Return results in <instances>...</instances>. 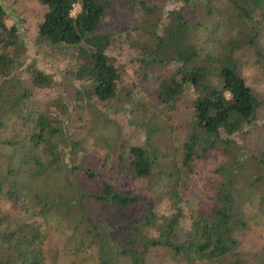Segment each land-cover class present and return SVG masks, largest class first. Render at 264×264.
Wrapping results in <instances>:
<instances>
[{
	"label": "trees",
	"instance_id": "16d2710c",
	"mask_svg": "<svg viewBox=\"0 0 264 264\" xmlns=\"http://www.w3.org/2000/svg\"><path fill=\"white\" fill-rule=\"evenodd\" d=\"M118 1L37 0L44 13L37 27L36 42L73 52V79L77 82L74 100L77 102L108 103L117 96L118 67L115 59L107 54L112 41L109 34L101 31V25ZM153 2L126 0L129 9L144 18H154L152 24H146L151 28L149 42L138 50L134 63L143 78V72L152 69L153 65L173 64L176 67L169 77L157 83L154 90L156 103L162 107L160 114L166 118L176 114L177 105L185 94L192 97L180 164L174 167V172L165 174L168 182L163 186V194L171 213L167 217H158L152 210V203L129 212L135 202L133 185L129 181L155 176L152 168L160 157L147 138V146H129L122 150L118 162L123 176L115 186L102 181L99 187L84 191L80 188L82 185L65 179L62 190H69L66 197L55 191L52 193L53 187L49 186L48 193L30 197L29 216L43 222L53 217L64 223L71 233L78 235L80 245L88 241L97 249L99 264H106L111 254L121 256L128 264H145L146 256L152 250H163L173 258L179 257L185 264H241L237 259L240 238L248 231L252 218L264 219V152H246L231 138L252 126L258 106L252 90L239 73L236 53L241 49H252L256 56L260 55L264 0L221 1L222 9L225 4L231 8L233 18L226 20L231 24L232 32L234 21L236 31L215 51L196 45L193 32L197 24L187 19L183 6L169 11L166 22L159 26V15L154 14L156 6L150 5ZM186 2L190 4V0ZM73 4H78L79 10L71 18L69 11ZM191 4L197 6L194 2ZM5 19L0 4V131L12 119L14 124L27 125L30 129L28 139L21 138L24 144L27 143V160H12L14 163H8L11 170H5V173L17 175L25 169L27 178H49L64 167L62 146L58 145L61 139L64 143L69 140L61 131L68 116L60 119L57 112L48 110H29L23 116L16 115L20 104L30 98L34 90L53 91L57 84L50 75L25 64L24 46L17 30L13 25L8 26ZM22 73L25 79L21 78ZM149 133L153 134L152 131ZM16 143V139H2L0 147H9L15 154ZM68 143L71 148L81 150L79 141ZM211 150L218 151L225 161L211 170L208 186L198 194L202 202L199 214L191 218L189 230L181 235V197L174 189V181L178 175L185 179L194 175L193 163L204 160ZM5 163L0 164L4 169L8 165ZM73 169L80 170L77 166ZM82 171V184L94 183L95 175L87 169ZM163 174L158 171L156 176ZM3 177L0 179V197L15 206L21 198L15 189L18 182L9 184ZM105 207L124 209L129 213H115V216L103 219L99 211ZM8 213L4 210L0 213V245L7 252V258L1 264H45L44 232L38 225L21 222V218L18 222L9 221ZM228 258L232 261L226 263Z\"/></svg>",
	"mask_w": 264,
	"mask_h": 264
},
{
	"label": "rangeland",
	"instance_id": "374dc122",
	"mask_svg": "<svg viewBox=\"0 0 264 264\" xmlns=\"http://www.w3.org/2000/svg\"><path fill=\"white\" fill-rule=\"evenodd\" d=\"M221 1L190 0V4H187L186 0H154L150 5L156 6L154 14L159 15V26L164 25L169 11L183 6L187 11V19L197 24L196 31L193 32L196 45L204 50L215 51L218 45L236 31L234 21L232 32L231 24L226 20L233 18L232 10L227 4L222 9ZM192 2L197 6H192ZM0 4L5 12L6 24L16 28L24 46L25 64H31L50 75L57 84L53 91L34 90L32 96L20 104L16 115L23 116V113L29 110L41 112L48 110L57 112L60 119L68 116L67 123L61 125L63 137L69 138L68 142L79 141L81 148V150L71 148L68 142L64 143L61 139L58 146H62L60 149L63 150L61 159L64 167L62 171L51 174L49 178H27L24 175L25 169L17 175L5 173V170H11L8 163H14L12 160L20 158L27 160V143L24 144L23 139L24 141L25 138L28 139L27 133H30L27 125L22 127L19 123L14 124L13 119L9 120L6 127L0 131V140L16 139L17 148L15 154H12L9 147H0V164L5 162L8 164L5 169L0 166V179L3 175L4 181L9 184L16 180L18 183L15 189L19 191L21 198L14 206L12 202H4L0 197V213L3 210L9 212V217H6L11 222L13 219L18 222L21 218V222L38 225L44 232L45 264H99L97 249L90 246L88 241L80 245L78 235L71 233L64 223H59L53 217L47 222L31 218L30 197L41 193L44 195L43 192L48 193L49 186L53 187L52 193L55 191L66 197L65 193L66 191L69 193V190H62L65 185L62 181L68 178L74 184L82 185L80 188L84 191L99 187L102 181L115 186L123 176L122 166L118 162L122 150L129 146H147L149 144L145 142L148 138L150 145L159 152L160 157L152 168L155 176L133 182L128 180L133 185L131 190L135 198L129 212L152 203V210L158 217H167L171 210L166 195L163 194V186L168 182L165 174L174 172V167L180 164V152L190 123L189 102L192 97L185 94L177 105L176 114L172 113L169 118L160 114L162 107L156 103L154 90L157 83L169 77L176 67L173 64L153 65L152 69L143 72L145 74L143 78L134 62L138 50L149 42L151 28H147L146 24H152L154 18H144L129 9L126 0L115 3L101 25V31L111 37L112 42L107 54L116 61L120 81L116 98L108 103L99 104L74 100L77 82L73 79L74 55L71 50L57 49L36 42L37 27L44 13V8L37 0H0ZM160 30L161 28L157 32ZM260 36L262 39L259 43V56H256L252 49H241L236 53L239 73L252 90L258 106L252 126L231 138L246 152L252 154L264 152V28ZM21 78L25 79L24 73L21 74ZM224 161L225 158L218 151L211 150L204 160L193 163L194 175L186 179L178 175L177 181H174V189L181 197L182 217L179 220L181 235L189 230L191 218L199 214L198 208L202 206V202L198 199V194L208 186L211 170ZM73 166L79 167L80 170L73 169ZM83 169L95 175L94 183L88 186L82 184ZM158 171H163L164 174L156 176ZM99 212L103 219L129 213L127 210H115L112 207H105ZM10 226L12 227V224ZM148 233L151 234L152 231ZM239 249L240 256L237 259L241 264H264V219L254 217L250 220L248 231L240 238ZM6 258L7 252L4 246L0 245V264ZM228 261L231 262L232 258H228L226 263ZM106 264L128 263L121 256L111 254ZM145 264L185 263L179 257L173 258L163 250H152L147 254Z\"/></svg>",
	"mask_w": 264,
	"mask_h": 264
},
{
	"label": "built area",
	"instance_id": "2783aa9c",
	"mask_svg": "<svg viewBox=\"0 0 264 264\" xmlns=\"http://www.w3.org/2000/svg\"><path fill=\"white\" fill-rule=\"evenodd\" d=\"M78 10H79V5L78 4L71 5V10L69 11V16L71 18H73L76 15V13L78 12Z\"/></svg>",
	"mask_w": 264,
	"mask_h": 264
}]
</instances>
